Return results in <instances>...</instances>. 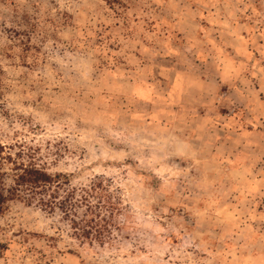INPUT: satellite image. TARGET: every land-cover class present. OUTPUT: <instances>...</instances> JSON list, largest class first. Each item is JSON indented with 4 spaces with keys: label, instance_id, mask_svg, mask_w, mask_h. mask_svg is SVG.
I'll return each mask as SVG.
<instances>
[{
    "label": "rangeland",
    "instance_id": "374dc122",
    "mask_svg": "<svg viewBox=\"0 0 264 264\" xmlns=\"http://www.w3.org/2000/svg\"><path fill=\"white\" fill-rule=\"evenodd\" d=\"M0 160L105 188L87 239L8 203L0 264H264V0H0Z\"/></svg>",
    "mask_w": 264,
    "mask_h": 264
},
{
    "label": "trees",
    "instance_id": "16d2710c",
    "mask_svg": "<svg viewBox=\"0 0 264 264\" xmlns=\"http://www.w3.org/2000/svg\"><path fill=\"white\" fill-rule=\"evenodd\" d=\"M14 170L13 184L6 186L5 179L8 174L2 169L0 160V214L6 210L10 202L24 200L31 204L32 200H37L39 207L44 211L52 212L56 209L61 211L71 223L74 234L86 239L96 231L98 221L104 222L99 212L97 213L100 208L91 206L87 200L88 197L93 196L91 193L95 192L96 195L100 192V195L105 189L101 177H95V181L91 182L87 191L81 190L83 194L80 199H75L76 191L65 189L68 185L65 175H51L33 165H19ZM80 205L86 209L81 217L76 212ZM108 208L112 210V206Z\"/></svg>",
    "mask_w": 264,
    "mask_h": 264
}]
</instances>
